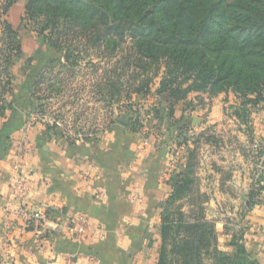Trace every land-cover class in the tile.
Segmentation results:
<instances>
[{"label": "crops", "instance_id": "crops-1", "mask_svg": "<svg viewBox=\"0 0 264 264\" xmlns=\"http://www.w3.org/2000/svg\"><path fill=\"white\" fill-rule=\"evenodd\" d=\"M27 41L20 55L29 60L10 66L13 75L21 71L24 78L13 82L10 93L2 95L0 89L7 105L0 116V264H157L161 212L186 167L194 138L202 132L220 139L217 144L202 137L197 176L201 191L209 196L206 215L221 232V248L235 252L231 239L243 234L247 250L264 264V154L257 160L249 155L253 141L264 150V110L253 111L254 123L247 130L225 108L231 94L237 100L233 92H193L189 108L175 110L174 118L162 115L161 123H152L157 127L145 126L147 131H133L129 121L120 119L124 115H114L106 130L86 139L39 122L29 134L35 150L20 161L31 185L21 198L13 185L12 160L27 116L39 103L32 95L34 80L54 56L48 45ZM2 79L0 74V84ZM176 120L190 138L186 144H179ZM19 209H43L46 218L27 224ZM79 214L88 215L93 227L102 230L99 237H76L70 227Z\"/></svg>", "mask_w": 264, "mask_h": 264}, {"label": "trees", "instance_id": "trees-1", "mask_svg": "<svg viewBox=\"0 0 264 264\" xmlns=\"http://www.w3.org/2000/svg\"><path fill=\"white\" fill-rule=\"evenodd\" d=\"M0 3L2 40L6 42L1 50L6 64L5 71L0 69L2 74L8 73L22 46L8 20L16 0ZM24 19L48 45L65 51L64 60L49 59L34 80L32 95L40 111L50 107V98L59 96H53V91L60 94L65 90L63 84L76 77L80 58L91 52L113 64L94 82V98L110 108L117 104L119 112L129 109L133 131L141 129L144 115L150 113L145 109L141 114L134 103L125 108V92L127 100L134 93L144 98L157 95L161 106L157 105V118H162L164 105L169 106L168 116L174 118L175 106L192 92H233L239 101L232 114L247 130L252 127L254 109L264 102V0H28ZM158 76L159 87L152 92ZM0 85L2 95L11 92V79ZM47 89L51 90L48 95ZM165 95L168 98L162 99ZM6 108L3 101L0 116ZM191 124L190 120L186 126ZM179 131V144H186L190 138L182 128ZM206 134L194 138L186 167L178 173L165 201L157 264H260L247 250L243 234H234L231 239L235 252L223 250L221 232L207 218L209 196L201 191L197 176L200 136L217 144L220 139ZM263 154L261 148L254 157ZM261 188L255 189L253 196Z\"/></svg>", "mask_w": 264, "mask_h": 264}, {"label": "rangeland", "instance_id": "rangeland-1", "mask_svg": "<svg viewBox=\"0 0 264 264\" xmlns=\"http://www.w3.org/2000/svg\"><path fill=\"white\" fill-rule=\"evenodd\" d=\"M27 1L28 0H16V3L11 9V13L9 14L10 17H8L9 18L8 20L16 28L17 37L20 39V43L22 47H23V44L28 43L27 39H31L32 43L36 44L37 46H42V45L45 46V44L48 45L45 39L43 38V36L37 35L36 31L34 30L33 24L29 22L28 19L22 20L23 13L25 10V4L27 3ZM1 11L2 9H1V3H0V13ZM0 38H3V24H2V36L0 35ZM4 40L0 39L1 41L0 42V62L2 64V67L6 65L4 57H3V52H1V50L4 47H6V42ZM48 46L53 49L54 56L52 58H61V59L64 58V55H65L64 50L60 51L50 45ZM14 54L17 55V52H14ZM123 54H125V51H123ZM24 60H26V58H22L21 55H19V57L15 59V61H17L16 64H18L19 66L22 65V62ZM28 60L29 58H27L26 61ZM98 65H100V67H98ZM112 65H113L112 63H107L105 60H102L97 53L91 52V55H86L83 58H80L76 77L69 79L67 84H63V86L65 87V90L61 92L60 94H56L57 92L53 91L52 93L53 96L54 95H59V96L58 97L54 96L49 99V102L51 103L49 108L55 111L58 114V116L63 119L65 123V128H66V132H64L65 134H68L69 129H73L74 132L77 131L78 129L77 127L79 126L87 127V129L95 128L97 130L98 128L102 127V129L104 128V130H106L107 125L112 122V117H114V115H116V119H119L124 114L127 115V117L129 116L130 114L129 109L127 112L126 111L124 112V109L122 110V112L121 111L119 112V108L117 104H114V106L110 108L109 106L105 104V102L98 101L94 98V89H95L94 82L96 83L98 80L100 81L101 80L100 78L103 76L104 71L106 69L112 68ZM11 67H9L8 73L7 72L2 73V76H3L2 83L5 82L7 79H11L12 84H13V82L15 83L17 79L24 78L23 72L21 71H18L17 75L15 74L13 75V71ZM0 69L5 71V68L3 69L0 68ZM57 71H58V68L57 70L55 69L54 73H56ZM160 80H161L160 76L155 78L154 82L151 85L152 92H155L156 89L159 87ZM46 87L47 86L44 85V88ZM0 89H1V86H0ZM47 90L48 91L45 90L46 95L51 93L50 92L51 90L49 89ZM204 93H208V92H204ZM125 94L126 92L124 93V99H122V104L125 105V108L127 107L128 104L131 105L132 103H134L133 107H138L137 109H139V112H141V114L142 112H144L145 109L149 111L148 113H150V114L144 115L142 127L139 131L143 130L145 126L146 127L148 126L150 130L153 127L152 125L154 124L152 123H154L155 120L160 122L159 120L163 119V117L157 118L155 114V112L158 110V106H160L158 105L157 100H156L157 95H154V97L144 98L140 94L134 93L132 94V99L127 100V98L125 97ZM209 95L216 96V95H211V94ZM225 97L226 95L223 94L221 101L224 100ZM167 98L168 96L166 95L162 97V99H167ZM192 99L193 98L191 99L187 98L186 102H181V104L178 103L176 107L177 112L181 108L182 109L189 108L190 105L188 104V102L190 101L192 102ZM229 99H230V102L227 103L225 108L230 111H233V107L238 104L239 100L238 99L235 100V97L233 94L230 95ZM201 103L202 101L200 100L198 104H201ZM167 107L169 106L165 105V107L161 108V116L164 115L166 117H169ZM258 109L264 110V102H261ZM162 122L164 123L165 121L162 120ZM176 122H177L176 129L179 130L181 128L182 123H178L177 120ZM251 123L252 124L254 123L252 115H251ZM163 125L166 127L165 124ZM95 126H100V127L96 128ZM154 126L157 127L156 125ZM172 126L174 127L175 124H172ZM146 127L144 128L145 131H147ZM165 127L164 129H166ZM202 137L203 136H200L201 142H202ZM203 138L206 139L205 137ZM254 142L255 141H253L251 144L252 147H250L249 155L253 159H257L254 157L258 153V152L255 153L257 150L253 148ZM202 146L203 145L200 146L201 150H202ZM260 147L262 148L261 143H260ZM260 149H258V151ZM203 155L209 158V154L206 151ZM203 160L205 161V165H206L207 163L206 159L203 158Z\"/></svg>", "mask_w": 264, "mask_h": 264}, {"label": "built area", "instance_id": "built-area-1", "mask_svg": "<svg viewBox=\"0 0 264 264\" xmlns=\"http://www.w3.org/2000/svg\"><path fill=\"white\" fill-rule=\"evenodd\" d=\"M44 123L46 125L55 126L56 129H63L66 132L65 123L62 118L58 116V114L48 108L47 110H38L37 108L31 110L27 116V121L24 126L21 138L20 148L17 152V156H15L12 160L13 168L15 169V176L13 179V185L15 190L18 192V195L22 198L25 197L26 193L31 190V185L29 183V179L27 175L21 172L20 169V161L21 158L32 154L35 150V143L29 139L30 132L34 129V127L39 123ZM101 126V125H100ZM100 126H95L96 128ZM77 131H73V129H69L68 135L73 138L78 139H86L96 136L98 130H104L102 127L95 129H86L82 126L77 127ZM253 148L258 151L260 149V143L255 141L253 144ZM257 151L255 153H257ZM88 177V175H85ZM18 214L27 219V224H29L33 220H43L46 218L45 210L39 209L35 212H29L27 210L19 209ZM70 230L76 235V237L80 240L86 238L89 235L99 237L101 235V229L93 227V220L86 214L77 215L74 220H72ZM40 233H43L40 230Z\"/></svg>", "mask_w": 264, "mask_h": 264}, {"label": "water", "instance_id": "water-1", "mask_svg": "<svg viewBox=\"0 0 264 264\" xmlns=\"http://www.w3.org/2000/svg\"><path fill=\"white\" fill-rule=\"evenodd\" d=\"M122 121H124V122H128L129 121V119L127 118V115H125L124 114V116L123 117H121L120 118ZM247 202V204H251V201H246Z\"/></svg>", "mask_w": 264, "mask_h": 264}]
</instances>
